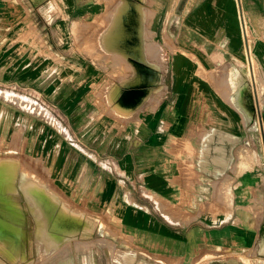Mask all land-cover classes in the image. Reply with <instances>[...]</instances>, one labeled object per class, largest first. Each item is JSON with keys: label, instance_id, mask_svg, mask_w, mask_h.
Returning a JSON list of instances; mask_svg holds the SVG:
<instances>
[{"label": "rangeland", "instance_id": "obj_1", "mask_svg": "<svg viewBox=\"0 0 264 264\" xmlns=\"http://www.w3.org/2000/svg\"><path fill=\"white\" fill-rule=\"evenodd\" d=\"M97 1L104 4L101 10L0 11V51L39 53V57L45 52L69 53L64 59L65 82L49 95L14 85L0 90V264H59L64 254H70V264H159V253L144 255L136 247L128 250L133 238L124 233L119 220L91 209L89 184L95 168L100 174L106 163H116L101 153L111 132H139L141 116L150 109L146 106L158 103L165 94V44L170 45L169 36L186 32L187 20L194 13L189 8L201 0H193V4L192 0H158L160 10L155 16L147 10V0L146 11L140 4L133 11L128 1L119 5L118 0ZM262 21L251 24L248 20L252 42L248 43L246 25L247 36L243 30L242 37L252 51L250 45L249 50L243 46V62L235 65L240 69L236 71L240 94L249 90L245 102L250 103L257 136L255 154L257 162L264 164L260 124L264 42L255 41L263 34ZM151 25L156 34H151ZM57 36L62 41L57 42ZM146 41L157 45L152 58ZM217 57L206 66L220 65V55ZM144 67L155 70L158 77L155 84L138 90L133 86ZM244 73L251 80L255 76L252 87L259 105ZM36 184L45 187L47 194L36 193ZM59 215L73 225L70 232L53 229ZM83 242L99 247L94 244L76 250ZM223 254L198 252L192 262L187 254L167 252L161 254V262L194 264L204 259L203 264H220L226 261ZM165 256L172 259L164 261Z\"/></svg>", "mask_w": 264, "mask_h": 264}, {"label": "crops", "instance_id": "obj_2", "mask_svg": "<svg viewBox=\"0 0 264 264\" xmlns=\"http://www.w3.org/2000/svg\"><path fill=\"white\" fill-rule=\"evenodd\" d=\"M120 1H128L133 11L136 4L146 9L144 0H118V5ZM147 1V10L155 16L160 10L158 0ZM199 2L189 8L194 13L187 20L186 32L169 36L170 45L165 44V94L158 103L146 106L150 109L141 116V130L111 132L107 137L101 153L116 163H106L100 174L95 168L88 202L91 209L119 220L124 233L133 238L128 250L136 247L144 255L159 253L155 258L159 264L162 253L187 254L193 262L198 252L215 251L224 253L226 261L220 264H264V164L257 162L255 154L257 136L247 109L250 103L245 102L249 90L240 94L236 82L240 69L235 65L243 62V46L252 42L248 20L251 24L263 20V34L255 41L264 42V0ZM103 7L97 0H0V11ZM245 25L248 43L242 37ZM147 43L152 58L157 45ZM66 54L60 50L39 57V53L0 51V90L14 85L49 95L65 82ZM218 55L220 65L206 66ZM246 74L257 103L252 87L255 76L251 80ZM261 139L264 145L263 134ZM36 185V193L47 194L45 187ZM58 218L66 231L73 229L64 216ZM94 244L99 247L83 242L75 249ZM167 258L172 256H165L164 261Z\"/></svg>", "mask_w": 264, "mask_h": 264}, {"label": "bare ground", "instance_id": "obj_3", "mask_svg": "<svg viewBox=\"0 0 264 264\" xmlns=\"http://www.w3.org/2000/svg\"><path fill=\"white\" fill-rule=\"evenodd\" d=\"M244 26V25H243ZM115 29V28H114ZM112 30V29H111ZM117 30V29H116ZM115 30V31H116ZM114 31V30H112ZM119 31V30H118ZM117 31V32H118ZM111 32V31H110ZM114 33V34H117ZM244 32H245V35L247 36V32H246V26L244 27ZM112 33V32H111ZM110 34V33H109ZM112 35V34H111ZM119 35V34H118ZM117 35V36H118ZM113 36V35H112ZM248 45V44H247ZM247 49L249 50V45L247 46ZM246 52V51H245ZM248 53V52H247ZM214 54V53H213ZM212 54V55H213ZM249 65V64H247ZM252 74V73H251ZM255 75V74H254ZM158 75L157 73L154 72L153 69L149 68V67H144L142 68V70L140 71L139 75H138V78L136 80V83H135V87L134 88H143L141 86H149L151 84H153V82L155 81V79H157ZM137 92V91H136ZM247 97V96H246ZM259 102V101H258ZM262 103V102H261ZM259 105V103H257ZM264 104V103H263ZM260 108V107H259ZM248 111L250 112V109L251 107L248 106L247 107ZM258 110V109H257ZM263 126H264V113H263ZM248 144V143H247ZM23 184H25V181L26 179L24 178L23 180ZM38 191V190H37ZM53 229L55 231H66L67 228L65 227V225L63 224L62 220L60 218H57L54 225H53ZM57 240V239H56ZM261 248L262 250H264V237H263V240L261 242ZM66 255V254H65ZM70 254H67L65 257L61 258L60 263L64 262L66 264H70ZM75 263V262H74Z\"/></svg>", "mask_w": 264, "mask_h": 264}, {"label": "water", "instance_id": "obj_4", "mask_svg": "<svg viewBox=\"0 0 264 264\" xmlns=\"http://www.w3.org/2000/svg\"><path fill=\"white\" fill-rule=\"evenodd\" d=\"M260 124H261V127H262L263 131H264V126H263V116L260 118Z\"/></svg>", "mask_w": 264, "mask_h": 264}]
</instances>
